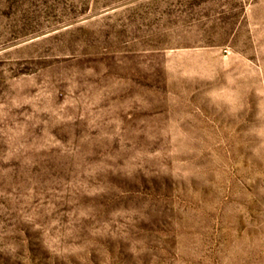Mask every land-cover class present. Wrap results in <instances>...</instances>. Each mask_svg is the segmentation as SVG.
<instances>
[{
    "label": "rangeland",
    "instance_id": "374dc122",
    "mask_svg": "<svg viewBox=\"0 0 264 264\" xmlns=\"http://www.w3.org/2000/svg\"><path fill=\"white\" fill-rule=\"evenodd\" d=\"M0 264H264V0H0Z\"/></svg>",
    "mask_w": 264,
    "mask_h": 264
}]
</instances>
